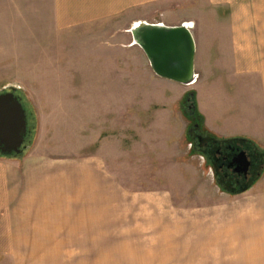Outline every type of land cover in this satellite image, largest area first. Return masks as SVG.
<instances>
[{
    "label": "rangeland",
    "instance_id": "rangeland-1",
    "mask_svg": "<svg viewBox=\"0 0 264 264\" xmlns=\"http://www.w3.org/2000/svg\"><path fill=\"white\" fill-rule=\"evenodd\" d=\"M231 13L209 9L207 0H166L143 21L193 22L196 70L203 73L221 66L232 46L224 41ZM128 22L120 16L62 27L55 0H0V93L18 87L29 121L24 153L0 156L22 158L39 141L56 158L99 166L93 213L32 219L29 234L4 235V247L10 237L25 247L0 249V264H161L158 226L173 211L211 207L227 193L194 149L187 111L195 86L159 78L132 45ZM218 125L249 130L245 123Z\"/></svg>",
    "mask_w": 264,
    "mask_h": 264
},
{
    "label": "crops",
    "instance_id": "crops-1",
    "mask_svg": "<svg viewBox=\"0 0 264 264\" xmlns=\"http://www.w3.org/2000/svg\"><path fill=\"white\" fill-rule=\"evenodd\" d=\"M164 1L55 0V7L62 27L120 16L127 17L131 27ZM207 1L209 9L232 11L227 19L232 33L224 37L232 46L224 49L221 66L196 70L193 86L204 126L219 137L250 138L264 149V0ZM221 83L229 89L221 90ZM226 121L239 128L245 123L249 130L227 131L218 125ZM98 169L91 160L56 158L39 141L22 158L0 156V249L24 248L25 241L17 237H10L11 244L4 247V235L29 234L32 219L93 213ZM221 199L211 207L173 211L171 220L158 226L161 264H264V173L249 191L223 193ZM107 203L112 204L107 211L112 219L113 193Z\"/></svg>",
    "mask_w": 264,
    "mask_h": 264
},
{
    "label": "water",
    "instance_id": "water-1",
    "mask_svg": "<svg viewBox=\"0 0 264 264\" xmlns=\"http://www.w3.org/2000/svg\"><path fill=\"white\" fill-rule=\"evenodd\" d=\"M193 22L169 26L165 23L138 21L128 30L132 35V45L142 48L150 65L161 78L191 86L196 83L197 41L192 32ZM16 86L0 93V154L21 155L28 130V113ZM228 167L239 175H247L250 168L248 155L236 151L228 161ZM248 189H241L240 193ZM235 195V194H232Z\"/></svg>",
    "mask_w": 264,
    "mask_h": 264
},
{
    "label": "trees",
    "instance_id": "trees-1",
    "mask_svg": "<svg viewBox=\"0 0 264 264\" xmlns=\"http://www.w3.org/2000/svg\"><path fill=\"white\" fill-rule=\"evenodd\" d=\"M192 96L194 107L191 112L195 117L191 118L202 124L204 117L197 107L196 92L193 91ZM201 129L202 133H191L194 149L214 168L217 185L229 194H239L243 188L250 189L264 173V149L247 137H219L209 132L204 124ZM236 151H244L248 155L250 168L247 175H239L228 167V161Z\"/></svg>",
    "mask_w": 264,
    "mask_h": 264
},
{
    "label": "flooded vegetation",
    "instance_id": "flooded-vegetation-1",
    "mask_svg": "<svg viewBox=\"0 0 264 264\" xmlns=\"http://www.w3.org/2000/svg\"><path fill=\"white\" fill-rule=\"evenodd\" d=\"M192 109H190V111L188 110L187 111V114H188V117H195L193 114H192ZM192 119V118H191ZM192 121V127L190 128V130H189V132L190 133H202V129H201V125L202 124H200V123H198V122H196L195 120H194V118L191 120ZM24 146H25V144H24Z\"/></svg>",
    "mask_w": 264,
    "mask_h": 264
},
{
    "label": "bare ground",
    "instance_id": "bare-ground-1",
    "mask_svg": "<svg viewBox=\"0 0 264 264\" xmlns=\"http://www.w3.org/2000/svg\"><path fill=\"white\" fill-rule=\"evenodd\" d=\"M138 22V21H137Z\"/></svg>",
    "mask_w": 264,
    "mask_h": 264
}]
</instances>
